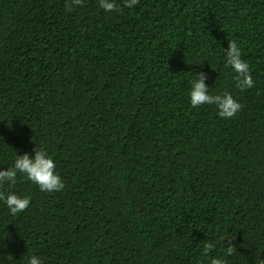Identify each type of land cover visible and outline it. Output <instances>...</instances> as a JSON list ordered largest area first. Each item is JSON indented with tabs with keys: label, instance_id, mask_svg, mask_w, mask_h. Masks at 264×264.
<instances>
[{
	"label": "trees",
	"instance_id": "1",
	"mask_svg": "<svg viewBox=\"0 0 264 264\" xmlns=\"http://www.w3.org/2000/svg\"><path fill=\"white\" fill-rule=\"evenodd\" d=\"M116 3L0 0V169L42 148L65 185H0L31 202L0 200V264H210L227 239V264H264V0ZM199 72L233 118L190 105Z\"/></svg>",
	"mask_w": 264,
	"mask_h": 264
},
{
	"label": "clouds",
	"instance_id": "2",
	"mask_svg": "<svg viewBox=\"0 0 264 264\" xmlns=\"http://www.w3.org/2000/svg\"><path fill=\"white\" fill-rule=\"evenodd\" d=\"M138 2L139 0H123V7L131 9ZM82 4L83 0H65V10L71 12ZM98 5L105 13L119 12L116 0H98ZM224 62L225 67L237 74V87L241 91L254 87L249 65L242 59L241 49L235 41L229 42L227 50H224ZM209 79L207 73L199 72L190 81L188 93L190 105L193 108L205 104L215 105L219 118H233L240 111L241 105L229 92L218 95L210 94V87L207 84ZM18 174L35 184L41 192H58L65 187L62 177L56 171L53 158L42 148L34 149V154H18L11 168L0 169V185H15ZM0 200L6 205L9 214L13 216L24 212L31 203L29 198L18 196L15 193H8L6 196L0 194ZM227 241L228 246L224 248V257L212 258L210 264H227L225 257L231 256L235 249L231 239ZM212 247L211 244L207 245L205 252L207 253ZM27 264H42V261L38 256H31Z\"/></svg>",
	"mask_w": 264,
	"mask_h": 264
}]
</instances>
